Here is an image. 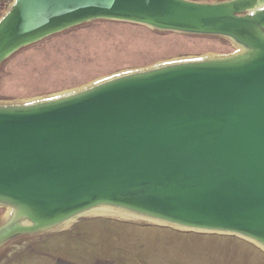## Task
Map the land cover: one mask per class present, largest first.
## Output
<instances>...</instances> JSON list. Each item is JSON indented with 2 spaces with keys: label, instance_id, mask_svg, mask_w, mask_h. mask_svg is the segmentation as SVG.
Here are the masks:
<instances>
[{
  "label": "water",
  "instance_id": "1",
  "mask_svg": "<svg viewBox=\"0 0 264 264\" xmlns=\"http://www.w3.org/2000/svg\"><path fill=\"white\" fill-rule=\"evenodd\" d=\"M245 1L15 0L0 59L92 18L223 34L252 54L0 109V198L43 226L106 204L264 243V8L241 16Z\"/></svg>",
  "mask_w": 264,
  "mask_h": 264
},
{
  "label": "rangeland",
  "instance_id": "2",
  "mask_svg": "<svg viewBox=\"0 0 264 264\" xmlns=\"http://www.w3.org/2000/svg\"><path fill=\"white\" fill-rule=\"evenodd\" d=\"M182 1L217 5L236 0ZM14 4L0 0V21ZM263 8L264 0H258L240 15ZM238 46L246 48L223 34L87 19L0 59V109L44 106L120 78L221 63L227 60L218 57L234 54ZM11 207L18 214L22 211L0 198V264H264V243L240 233L192 228L157 217L156 222L134 212L143 217L130 219L103 210L43 226L24 211L28 222L15 220Z\"/></svg>",
  "mask_w": 264,
  "mask_h": 264
},
{
  "label": "bare ground",
  "instance_id": "3",
  "mask_svg": "<svg viewBox=\"0 0 264 264\" xmlns=\"http://www.w3.org/2000/svg\"><path fill=\"white\" fill-rule=\"evenodd\" d=\"M254 1L255 0H246L245 2L248 3V5H252L254 3ZM251 54H252L251 50H249V49H247L245 47H242V46H238L237 52H235L234 54L228 55V56H221L220 55L218 58L219 59H226V60H235V61H231V62H237L238 58H239L238 59L239 61L245 60ZM11 208L15 211V215H14L15 220H21L22 222H28V219H26V217L23 216L24 215L23 213H19L18 214V212H16V210L13 207H11ZM95 210H103V211H107L108 213L113 214V215L123 216V217H126V218L136 219V220L138 218L140 219V217H143V216H139L137 214H134L133 212L128 211V210L124 211L123 209H121L119 207L103 204V205H96V206H93V207H91L89 209H86V210H83L81 212H78L77 214H75V216H73L72 219H74L75 217L80 216V215H85V214L92 213ZM72 219L67 220L66 222H64V224L69 222V221H71ZM150 220L156 221V222L158 221V219H156V218H150ZM160 222H162V221H160ZM150 223H152V222H150ZM162 223H164V222H162ZM246 238L249 241H256V240H254L251 237H246Z\"/></svg>",
  "mask_w": 264,
  "mask_h": 264
},
{
  "label": "flooded vegetation",
  "instance_id": "4",
  "mask_svg": "<svg viewBox=\"0 0 264 264\" xmlns=\"http://www.w3.org/2000/svg\"><path fill=\"white\" fill-rule=\"evenodd\" d=\"M261 31L264 33V28H262Z\"/></svg>",
  "mask_w": 264,
  "mask_h": 264
}]
</instances>
